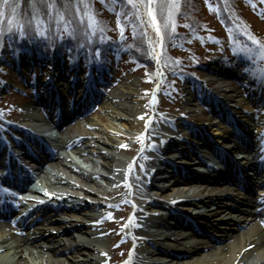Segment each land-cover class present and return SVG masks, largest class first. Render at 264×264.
Listing matches in <instances>:
<instances>
[{"label":"bare ground","instance_id":"1","mask_svg":"<svg viewBox=\"0 0 264 264\" xmlns=\"http://www.w3.org/2000/svg\"><path fill=\"white\" fill-rule=\"evenodd\" d=\"M143 20L150 54L152 57L156 58L158 50L157 45L155 44V32L147 22L146 18ZM153 60L155 61V59ZM42 64H46L45 66L48 67L50 66L44 61ZM209 66L213 79L207 81H211L214 86H211L213 89H209L207 95L213 99L222 97L229 102H233L231 106L241 105L240 101L242 100L238 98L237 92L234 91L231 86L220 82V79L224 76V70L215 65V63ZM51 67L53 66H50L48 69L49 71L52 70L51 73L53 74L55 70ZM156 71L157 82L154 84L149 95V100L154 106L159 85L163 80V76L159 73L161 71L159 66L156 67ZM24 72L22 71L21 73ZM59 72L56 69L54 74L57 75ZM54 80L55 79L53 78L52 81ZM57 90H59V88H57ZM142 96V92L140 91L136 80L125 79L122 85L118 86V89L102 99V108L106 113L102 116H97L96 118L99 119L98 121L100 122H105V124L97 126L92 119H88L85 124L90 129H93V132L90 133L89 131H84L79 134L87 135L88 140H92L94 143L100 144L105 148L111 145V142L105 140L103 138L104 136L117 135L120 139L125 136L124 139L126 140L127 138H131L133 134L142 135L144 131H147L145 121H148L149 124V120L152 118V115L151 117H147L143 114L144 101ZM52 98H55V95H52ZM45 99L49 100V96L45 95ZM78 101L79 100H77V102ZM194 106L195 104H192L190 99H185V107L188 111H196L193 109L195 108ZM28 108L29 105H27V109ZM229 108L231 107L229 106ZM247 116L250 118L253 117L252 115H244L242 117L245 118V120L241 119L244 121L243 126L239 127L241 133H248L253 128L248 127V124L244 125L246 124ZM36 118H38V116L31 111L24 115V122L33 125ZM203 119H205L204 115L202 116L201 121H206ZM220 129H222L221 123L212 131L214 134L223 135ZM253 129L259 134V137L264 136L263 122L256 125ZM123 130H126L128 134L123 132ZM82 139L79 138L73 140V145L70 146L75 149L77 155H79L81 159L75 155L73 156L75 158L77 157V160L70 159V154L63 153V151L70 148L68 145L65 149L60 148L62 153L56 155L54 162L46 164V168L42 172L43 176H41V178L44 181L45 188H48L49 191L53 192L60 189L65 191V194L69 193L68 196H73L74 200L79 199L80 201L84 197H89L91 199L94 197L99 199L100 197L106 199L108 196L119 197L122 192H125L132 200L133 204H136V201L134 200L140 199L147 208L149 205H154L160 208L164 206V201L178 196L188 198L206 195L207 198H211L214 196L213 192L216 193L215 196H226L229 195V191L233 190L225 181L217 186H212L210 189L208 186L212 184H208V182L198 186H189V188H187L186 186L180 187L181 184L177 181L162 182L163 187L161 186L158 189H151L150 187L142 185L143 183L139 182L137 179L132 178V158L127 156L124 158L123 155H117L116 158L114 157L113 159L118 162L117 164L116 162L115 165L106 163L100 164L97 159L101 157L108 158L107 155L109 154L103 153L98 149L90 151L87 150L86 147L76 148V145L79 147L80 140ZM111 154L109 157H113ZM82 155L84 159H82ZM181 163L184 162L182 161ZM43 169L44 168H42V170ZM151 179L152 178L150 177L149 182L152 181ZM113 186L116 187L118 191H115L110 195L109 192ZM186 191L189 192V194L182 195L185 194ZM12 194L13 192L8 191V194L4 193L2 196H4L6 200H9L10 203L19 201V199L15 198ZM236 198L239 199L238 197ZM242 202V205L235 206L238 210L240 209L239 211H242V207H247L248 202ZM197 203L199 204V202ZM0 210H2V208H0ZM153 212V209H149V214L147 215L135 206L131 214H137L140 218V223L143 226L153 228L155 226L154 223L157 220L156 215L151 214ZM231 212L232 209L225 208L222 215L218 212L217 219L226 221L227 217L230 218L228 215ZM20 214L21 213H19L18 216H21ZM82 215V213L78 216L71 215L72 219H75L79 223L76 221L58 223H55L56 221H50L49 225L45 228H38L36 233H33L32 235L28 234L27 236H22L20 238H16L10 234L9 231H6V229H8L7 215L0 216V264H31L30 261H33L32 264H45L40 259H37V256L36 258H33L34 256H32L33 259L31 258L30 261H26L23 256L24 249L29 246L33 247L34 245L41 246V244L44 245L42 246L43 249H45L47 253H50L53 259L57 256H66L72 252V250L85 257L87 256L85 251H90L91 249L94 253V257L89 259L88 257H85L83 264H100L105 257L102 258L103 256L100 254V251L103 249L101 248L98 238L101 235L97 234L94 230H96L100 224L104 223V221L98 222L94 217L87 218ZM211 217L212 216H209V219H211ZM180 222L184 224L186 228L180 230H186L187 232L182 233L180 230L174 229L171 233L157 234L156 232L149 234V232L142 231L138 225L136 227L132 226L131 221L128 220L125 224V231L128 234H132L131 238L134 248L131 253L128 254L124 264H264V235L262 231L257 228L249 215L242 218V221H234L232 226L228 227V230H226L227 228H223L225 230L214 231L219 234V237H208L207 234H205V232L208 233L209 230L213 228L208 219L201 223V229L199 230L200 234H202L201 238L198 237V232L191 229L185 220H180ZM71 231L74 232L72 233ZM56 235L63 236L67 241H73L74 245L68 248H62L61 245L63 239L59 238L61 239L60 242L59 239L55 238ZM85 236L95 243L91 245L94 246V250H92V248L86 243ZM90 236L96 238H90ZM127 238L128 237L124 238V243L128 242ZM231 238L233 239L232 243H228V239ZM188 239L197 241L189 244L190 240ZM167 248L174 250L167 253ZM108 251L111 252L110 249ZM201 252H205V254L201 257H195L196 254ZM38 254L40 255V252H38ZM153 255H167L168 260L165 262H155L150 259ZM53 259L50 258L47 260V264H60L58 261H54L57 259ZM69 263L73 264L71 262Z\"/></svg>","mask_w":264,"mask_h":264},{"label":"rangeland","instance_id":"2","mask_svg":"<svg viewBox=\"0 0 264 264\" xmlns=\"http://www.w3.org/2000/svg\"><path fill=\"white\" fill-rule=\"evenodd\" d=\"M127 1L119 0L118 2H115L114 0H82L81 4L83 6V10H81L79 15L80 17L82 16L86 22H88L89 16L94 17L97 26L96 28L93 29L97 30L99 33L109 38L110 41L113 43L112 46L117 47V49L119 48L121 52L117 61V67L115 68L116 80H114V83L110 85L109 91L106 93V95L108 96L111 93H113L116 89H118V86L122 85L125 79H129V80L135 79L143 95L142 98L144 101L143 103L145 109L143 112L145 113V111L151 109L152 110L151 115L155 114L157 118L149 125L151 126V130L148 131L149 133L147 131H144L142 135L133 134L131 138H127L126 140H123L125 136L122 139H120L119 136L117 135L104 136L103 138L111 142L112 145V146L109 145L107 148H105L100 144L94 143L92 140H88L87 135L79 134L80 132H84V131H89L90 133L93 132V129H90L85 124L87 119H92V121L96 123L97 126H101L105 124V122L104 123L100 122L98 121L99 119L96 118L97 116H102L103 114L106 113L102 108V103L100 102V104H97V106H95L91 112H88L86 119H83L81 121H76L74 122V124H71L72 130H70L69 132L67 131L60 132V137L61 140H65L63 142H66V141H73L74 138L83 136L80 137L83 139L80 141L79 145H81L84 148L86 147L87 150L92 151L98 149L99 151H102L103 153H107L109 155L112 153L111 155H113V157L112 156L109 157V155H107L108 158L101 157L97 159V161H99L100 164L106 163L110 165H115V162L116 164L118 162L114 161L113 159L114 157L116 158L117 155H123L124 158L125 156L130 158L131 156L134 155L132 158L134 160H132V164H131L134 172L135 170L140 169L141 166H144V159L145 157L149 156L146 150L150 145L156 142L154 137H151L150 134H156V136L161 137L162 135L161 132L164 130V128L167 126L168 123H171L176 119L178 120L186 119V117L189 119H196V118L202 119V116L205 113L199 107L193 108L196 111H188V109L185 107V99L188 98V94H187L188 90L185 87L187 86L191 87L193 85V84L191 85L189 82H186L185 80H180L175 84V87L172 92V96L167 95L168 96L167 98H160L158 96L157 106L164 109V112H160V111L156 112L153 105L150 106L148 101H149V94L153 88L151 86L152 74H149V70L147 68L141 67L136 63L137 61L142 62L144 60L143 58L145 57V53H147L148 55V46H147L148 42L145 36L144 22H142L141 20H137L136 17H134V15L129 16L130 8ZM221 1L223 5L225 4L228 5L229 2L228 0H221ZM117 3H121V6H118ZM81 4L79 6H81ZM212 4L213 3L207 5L205 2L202 3L200 2L198 3V6H196L194 10H190L189 8L182 10L181 9L182 6L179 5L178 9L175 10L174 12V17H173V20L175 22L174 29L171 21L166 26L163 24L159 11L157 10L160 19L159 22L161 25V29H164L168 35V38L166 40V46L164 48L166 52L165 55L166 61L167 58L169 61H171V63H168V65H170L168 66V68L170 69L171 67L174 66L175 67L177 66L178 68H182L184 66L191 64L195 60H199V61L201 60L203 62L202 67L204 68L198 69L199 70L198 73H199L200 81L205 82L206 86H214L211 83V81L210 82L207 81L213 79L211 70L207 68V66H209V59L218 55V53H220L219 51H222V48H219L216 44L211 43L209 38L217 39V41L222 46H224L230 43L229 35L232 36L235 35L234 31H230L229 29L228 30L224 29V27L219 23V20L223 19L228 26L235 24L234 21L231 19L232 17L228 13L227 9L231 10L234 16L236 15L239 19H242V23L246 25L248 28H250V30L253 31L252 33L254 35L259 36L258 40H260L262 44H264V0H250V1L233 0V2L231 3V7L226 6V8L223 11V14L220 16V19L216 9L213 7V5L215 4L213 5ZM122 5H124L127 9H123ZM131 11H133V6H131ZM181 14H183L184 17ZM2 22L8 25L7 19L0 20L1 25L4 24ZM86 22L84 23L88 25ZM181 22L194 23L193 25H195L196 27L193 28L194 30L191 29L189 31L188 30L184 31L183 29H181L184 28ZM118 23L122 26L123 31H121V29L117 27ZM198 26H201V29L202 28L203 29L200 31L197 30ZM238 27L242 29L241 33L245 35L246 33L248 34L245 28H242L241 26ZM231 29L236 30L234 28ZM141 39H143V47L142 44H140ZM21 59L25 61L27 60V57H22L19 60L21 61ZM12 64H14V62L11 59H8L7 63L0 61V113L9 116H14L16 119L24 120V115L34 110L33 113L36 114L37 116H40L39 107H35L34 109L30 108L31 102L37 98V93H35L34 90H31L32 87H30V85H25L22 81H19L17 79L16 73H14L11 67ZM216 65L219 66L220 61L217 60ZM32 68L38 70L37 66L33 65ZM21 70L24 72L23 68ZM21 74L24 75V73ZM36 79L39 80L40 76L38 77L37 75ZM107 80H109V77ZM220 82L228 86H231V88L234 91H238L237 84H234L232 80H229L228 78L224 79V77H222L220 79ZM14 87H19L21 90L17 91V89H15ZM145 90L148 91L145 92ZM191 103L193 104L194 102ZM27 105H29L28 109H27ZM190 122L193 125L198 124L195 121L190 120ZM207 128L208 126L206 125L203 129L207 130L208 132L212 131L213 129L212 127L208 129ZM123 132L127 133L126 130L125 131L123 130ZM137 138L141 139L140 144L142 142L141 146L140 144L138 145L140 146L138 150H136L137 145L135 143V139ZM69 154H70V159L77 160V157L75 158L73 155L79 157V155H77V153L73 152L72 150L70 151ZM115 191L117 192L118 189H116V187L113 186V188H111L109 192L110 195ZM122 197L119 199L117 198L118 199L117 201L115 199L116 197H109V196L106 199L102 197H100V199L94 197L91 200L97 203H101L104 201L108 204H112V203L119 204V202L123 200ZM134 201H136V204L134 203V206L137 205L142 211H147L146 206L140 201V199H136ZM202 201L205 203L204 209L211 208L209 211L206 212L207 214L209 212H216V209L218 210L223 209L225 202H227L228 204H233L231 203V201H227L226 199H222V198L218 200H213L212 203H208L206 199H202ZM121 208L113 207L111 211H106L105 208H102L101 210L108 215V218L107 219L99 218L98 222L111 220L109 222H113V223L110 226L100 225L96 230H94L97 232V234L101 235L98 238L99 239L98 241L101 245V248L104 251V253L101 256H103L102 258L104 257L105 258L102 259L103 262H101L100 264H108V263L124 264V261L127 258L128 253L123 251V249L122 250L120 249L123 248L124 244H122L121 246L120 244L122 243L123 238L128 237L124 234V229L127 219L129 220L132 215L131 216L127 215V217L125 218V215L122 212L125 210ZM217 214L218 213L212 215L210 219L213 228L209 230V234L213 235L214 237H219L218 236L219 234L215 233L214 231L225 230L226 228H227L226 230H228V227H231L234 221H238V222L241 221L240 220L241 216H239L237 213H232L231 214L232 221L226 220L224 222H220L219 219H217L218 217ZM220 214H222V211H220ZM82 236L84 237L83 234ZM55 238L63 239L61 245L62 248H68L74 245L73 241L71 240L67 241L63 236L56 235ZM85 239L89 247L92 248V250H94V246L91 245L95 243L92 242V240L89 239L87 236H85ZM127 239L129 241L124 247L125 250L129 248L131 249V247L133 246L131 239L129 237ZM59 241L61 242V239H59ZM194 241L197 240H190L189 244L193 243ZM232 241L233 239L231 238L228 239L227 242L232 243ZM42 246L44 245L42 244L41 246L34 245L33 247L29 246L30 248L27 247L26 249H24L23 256L25 260L30 261L32 256H34L33 258H36L37 256V259H40L43 263L47 264V260H49L50 258L53 259V257H51L50 253H47ZM115 246H119V247L116 248ZM108 247L111 252L108 251L109 250ZM114 247H115V251L114 249H112ZM166 250L168 253V252H172L174 249L167 248ZM38 252H40V255L38 254ZM85 253L87 255L85 257H88V259L94 257L93 256L94 253L93 251H91V249L90 251H85ZM204 254L205 252H201L196 254L195 257H201ZM83 257L84 256L82 254L76 253L74 250H72V252H70L66 256H60V257L57 256L54 257V259L57 260L54 259L53 260L58 261V263L60 264H70L69 262L73 264H83L85 260V257L84 258ZM150 259L155 262H165L168 260V257L167 255H153L151 256ZM32 262L33 261H30L31 264Z\"/></svg>","mask_w":264,"mask_h":264},{"label":"trees","instance_id":"3","mask_svg":"<svg viewBox=\"0 0 264 264\" xmlns=\"http://www.w3.org/2000/svg\"><path fill=\"white\" fill-rule=\"evenodd\" d=\"M114 1L118 2L119 0ZM228 1L229 3L233 2V0ZM49 2L53 3L54 5L51 10V13H49V10L47 8L40 9L41 14L39 15V20L43 23L38 24L36 22H32L31 31L25 32V34L21 36L20 32L23 31L25 27L23 20L24 14H27L28 16L34 15L31 9L27 7L26 0H21V7L19 9L21 15L20 24H14L12 28H8V25H6L4 22H2L4 23L2 25L0 23V53L9 54L16 49L30 48L34 51H39L43 54H49L51 51L55 54H63L65 51H68L70 52V54L76 53L78 57H82L84 59L89 57L91 59L102 58L106 62L110 60L109 53L112 51L113 43L110 41L109 38L105 37L97 30L89 27V19L88 22H86L82 16L80 17L79 14L81 10H83V6L81 4L82 0H73V8L71 9V15L68 13V11L63 8V5L61 2H59V0H49ZM200 2H205L207 5L211 3L218 4L219 7H221V0H178V3H180L179 5L182 6V10L186 8L194 10ZM80 4L81 6H79ZM117 5L121 6V3H117ZM131 6L132 5L129 4L130 11ZM122 7L123 9H127L124 5H122ZM58 11L63 17L62 20L57 19L56 12ZM181 15L184 17L183 14ZM156 16L159 19L158 12H156ZM84 22H86L88 25H86ZM181 24L184 27L181 29H183L184 31H189L196 27L195 25H193L194 23L181 22ZM38 28L43 30L42 35L36 34ZM65 29H67V32L65 31ZM202 29L201 26L197 27V30L199 31ZM162 30L165 39L164 46H166V40L168 38V35L164 29ZM140 44H142L143 47V39L140 40ZM165 55L166 52L164 50L162 64H164V66L168 68V66H170L168 65V63H171V61H169L168 58L166 61ZM143 59L144 60L142 62L137 61L138 64H142L143 67L149 70V74H152V65L147 58V53H145V57Z\"/></svg>","mask_w":264,"mask_h":264},{"label":"snow or ice","instance_id":"4","mask_svg":"<svg viewBox=\"0 0 264 264\" xmlns=\"http://www.w3.org/2000/svg\"><path fill=\"white\" fill-rule=\"evenodd\" d=\"M27 7L31 9L34 15L28 16L24 15V30L20 32V35L23 36L25 32L31 31L32 22L43 23L39 20L40 9L47 8L49 13H51L52 8L54 7L53 3L49 0H26ZM62 3L63 8L68 11L71 15V9L73 8V0H59ZM128 3L133 6V11L129 12V16L135 15L137 20L146 18L150 25L155 28L156 35L159 37L161 35V27L158 24L156 12L159 11L163 24L166 26L170 21L172 22L173 29L175 27V22L173 20L174 12L178 9L179 3L178 0H128ZM21 7V0H0V20L7 19L8 28H12L14 24L19 25L21 22V15L19 9ZM57 19H63L60 13H57ZM96 21L94 17L89 16V27L96 28ZM117 27L123 31L122 26L118 23ZM67 32V29H65ZM102 31V29H101ZM37 35H42L43 30L37 29ZM248 39L252 41L253 44H257L256 38L253 36H248ZM259 54L261 57H264V44H259ZM157 60H159V53L157 52ZM148 90H145L147 92ZM154 91V90H153ZM148 121H145V127L147 128ZM110 216V214H109ZM132 219V217H130Z\"/></svg>","mask_w":264,"mask_h":264}]
</instances>
